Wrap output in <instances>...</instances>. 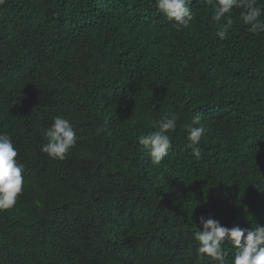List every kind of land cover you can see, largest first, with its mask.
<instances>
[{"label": "trees", "instance_id": "obj_1", "mask_svg": "<svg viewBox=\"0 0 264 264\" xmlns=\"http://www.w3.org/2000/svg\"><path fill=\"white\" fill-rule=\"evenodd\" d=\"M191 7L177 31L156 0H0V134L25 181L0 212V264H218L197 257L201 216L264 226V33L234 8L221 40L212 8ZM172 113L153 165L137 137ZM57 116L79 138L63 160L41 151Z\"/></svg>", "mask_w": 264, "mask_h": 264}, {"label": "clouds", "instance_id": "obj_2", "mask_svg": "<svg viewBox=\"0 0 264 264\" xmlns=\"http://www.w3.org/2000/svg\"><path fill=\"white\" fill-rule=\"evenodd\" d=\"M213 10L212 20L217 25L216 35L225 39L233 28L234 20L229 15L232 10L242 9L240 19L248 26V31L253 34L264 33V7L257 4V0H204ZM192 0H156V6L160 13L172 26L180 31L188 28L194 19ZM177 113L166 115L154 122L155 131L147 135L137 137L151 158L153 165H159L168 155L172 145L170 132L177 127ZM200 114H194L190 123L184 127L187 132V147L192 155L200 157L199 144L205 131L200 124ZM196 125H200L197 127ZM104 131L97 128V135ZM48 142L41 151L52 159L63 160L69 151L76 145L79 139L72 122L63 116L53 118V123L43 130ZM18 150L15 148L12 138L8 134H0V212L12 209L18 197L24 190L23 166L17 162ZM203 230L196 231L193 239L197 242V257L200 261L210 258L218 264H228V252L224 248L225 240H229L236 249L232 264H264V226L255 224L251 230L235 226L227 228L213 218L200 217Z\"/></svg>", "mask_w": 264, "mask_h": 264}]
</instances>
